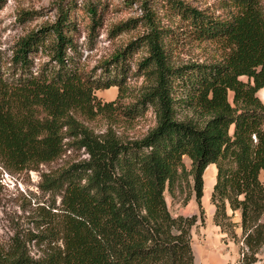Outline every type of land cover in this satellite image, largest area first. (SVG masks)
<instances>
[{
	"label": "trees",
	"instance_id": "obj_1",
	"mask_svg": "<svg viewBox=\"0 0 264 264\" xmlns=\"http://www.w3.org/2000/svg\"><path fill=\"white\" fill-rule=\"evenodd\" d=\"M229 2L232 13L225 20L189 11L190 35L217 41L226 52L209 64L174 65L165 29L153 24L146 37L150 55L141 66L154 81L123 111L131 119L155 108L156 126L138 139L124 140L112 129L97 135L80 119L123 106L128 69L97 78L73 63L68 11L61 8L54 23L21 40L12 58L17 74L5 76L0 68V165L13 172L37 170L63 155L66 138L85 148L88 158L43 175V187L62 199L49 221L48 236L57 244L34 259L21 246L0 243V264H197L192 230L205 222V171L212 164L217 167L211 193L215 224L228 231L239 211L246 245L255 254L260 250L264 8L261 0ZM42 45L50 62L32 71L31 53ZM125 58V52L117 53L111 64L118 67ZM111 87L118 88L115 99L97 95ZM186 189L184 203L194 195L200 214L175 216L166 192L176 197Z\"/></svg>",
	"mask_w": 264,
	"mask_h": 264
},
{
	"label": "rangeland",
	"instance_id": "obj_2",
	"mask_svg": "<svg viewBox=\"0 0 264 264\" xmlns=\"http://www.w3.org/2000/svg\"><path fill=\"white\" fill-rule=\"evenodd\" d=\"M262 6L264 8V0ZM70 13L74 45L68 48L73 63L83 67L97 78L107 77L114 69L127 70V96L123 106L109 114L94 119H80L97 135L109 129L124 139L144 137L156 126L155 108L148 106L135 118H127L123 111L129 109L140 94L154 81L141 66L150 55L147 35L153 24L163 33L165 47L171 62L176 66L209 64L226 54L222 45L213 40H198L190 35L193 18L189 11L196 9L215 20L230 18L229 0H0V68L5 76H14L16 68L12 58L21 40L56 21L60 10ZM95 10V14L92 10ZM69 19V20H70ZM53 43L48 38L46 44ZM125 52L126 58L118 67L111 64L117 53ZM32 71L50 62L45 45L31 53ZM18 76V75H16ZM15 76V77H16ZM118 88L101 89L97 95L110 101ZM232 98V94H231ZM66 138V151L51 163L41 164L37 170L9 171L0 165V243L6 247L21 246L34 259L45 256L53 242L49 235L50 218L57 214L61 196L43 185V175L63 169L74 162L88 158L85 148H79ZM188 167L191 161L186 157ZM211 166V165H210ZM208 175L210 178L208 179ZM264 181V175L262 176ZM213 168L206 171V196L203 199L205 222H199L192 230L193 247L198 264H264V245L255 254L244 241L241 214H233L235 223L228 231L215 224V206L211 202ZM177 191L173 197L169 191L166 199L173 215L200 214L195 196L184 203L186 193ZM206 200V198H209ZM205 201V202H204ZM264 220V217H263ZM61 244V242L59 243ZM197 263V262H196Z\"/></svg>",
	"mask_w": 264,
	"mask_h": 264
},
{
	"label": "crops",
	"instance_id": "obj_3",
	"mask_svg": "<svg viewBox=\"0 0 264 264\" xmlns=\"http://www.w3.org/2000/svg\"><path fill=\"white\" fill-rule=\"evenodd\" d=\"M111 88H114V87H111ZM117 88V87H116ZM117 95H118V93H117ZM117 95H116V97H117ZM258 95L260 96V98L264 101V88H262L259 92H258ZM115 97V95L112 97V99H110V100H113V99H115L116 98ZM210 168L212 167L213 168V182L211 183V189H210V193L209 194H211L212 193V189H213V187H214V185H215V183H216V180H215V182H214V179H216V176H217V167H216V165L215 164H212L211 166H209ZM207 171V170H206ZM206 171H205V180H206ZM206 185V184H205ZM206 196V194L204 195V197ZM204 197H203V199H204ZM210 199V197L209 198H206V200H209ZM205 202V201H204ZM213 213H214V210H213ZM236 214H240V212L239 211H237L236 212ZM195 254H196V252H195ZM198 258H197V254H196V262H197V264H198V260H197ZM206 264H209L208 262H206Z\"/></svg>",
	"mask_w": 264,
	"mask_h": 264
},
{
	"label": "bare ground",
	"instance_id": "obj_4",
	"mask_svg": "<svg viewBox=\"0 0 264 264\" xmlns=\"http://www.w3.org/2000/svg\"><path fill=\"white\" fill-rule=\"evenodd\" d=\"M210 178V175H208V179ZM216 179H214V182H215Z\"/></svg>",
	"mask_w": 264,
	"mask_h": 264
}]
</instances>
